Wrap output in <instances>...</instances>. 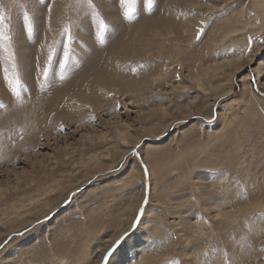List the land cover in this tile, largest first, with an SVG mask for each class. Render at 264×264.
<instances>
[{
    "label": "rangeland",
    "instance_id": "1",
    "mask_svg": "<svg viewBox=\"0 0 264 264\" xmlns=\"http://www.w3.org/2000/svg\"><path fill=\"white\" fill-rule=\"evenodd\" d=\"M0 17V264H264V0Z\"/></svg>",
    "mask_w": 264,
    "mask_h": 264
},
{
    "label": "snow or ice",
    "instance_id": "2",
    "mask_svg": "<svg viewBox=\"0 0 264 264\" xmlns=\"http://www.w3.org/2000/svg\"><path fill=\"white\" fill-rule=\"evenodd\" d=\"M0 19H2V17H0ZM30 19V18H29ZM104 28H105V25L103 24V22H101L100 23V31H101V33L103 32V30H104ZM28 30L29 31H31L32 30V25H31V23H29V26H28ZM69 39H71V37H69ZM68 51L67 50H65V52H64V60H65V62H67V60H68ZM13 91H16V89L15 88H13ZM17 95H19V93H17ZM143 214V210H141V215ZM139 221H137V223H138ZM119 243H120V241H117V246L119 245ZM115 249H111L110 251H109V256H111L112 255V252L114 251ZM172 264H179V261H173L172 262Z\"/></svg>",
    "mask_w": 264,
    "mask_h": 264
},
{
    "label": "bare ground",
    "instance_id": "3",
    "mask_svg": "<svg viewBox=\"0 0 264 264\" xmlns=\"http://www.w3.org/2000/svg\"><path fill=\"white\" fill-rule=\"evenodd\" d=\"M114 264H118V263L114 262Z\"/></svg>",
    "mask_w": 264,
    "mask_h": 264
}]
</instances>
